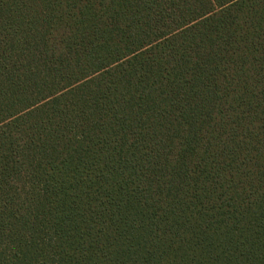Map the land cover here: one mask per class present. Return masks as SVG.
<instances>
[{
    "label": "trees",
    "instance_id": "obj_1",
    "mask_svg": "<svg viewBox=\"0 0 264 264\" xmlns=\"http://www.w3.org/2000/svg\"><path fill=\"white\" fill-rule=\"evenodd\" d=\"M0 264H264V0H0Z\"/></svg>",
    "mask_w": 264,
    "mask_h": 264
}]
</instances>
